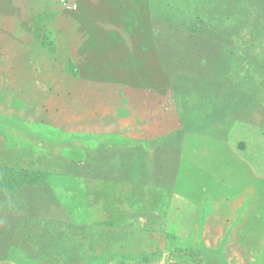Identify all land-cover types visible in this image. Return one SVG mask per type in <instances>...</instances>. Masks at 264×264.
<instances>
[{
    "label": "rangeland",
    "instance_id": "1",
    "mask_svg": "<svg viewBox=\"0 0 264 264\" xmlns=\"http://www.w3.org/2000/svg\"><path fill=\"white\" fill-rule=\"evenodd\" d=\"M72 1L76 11L60 0H0V61L40 69L42 76L31 79L22 71L25 82L53 84L22 86L19 103L6 96L0 104L15 114L7 120L17 126H6L0 138V166L43 170L50 182L38 192L62 191L72 204L73 193H95H84L79 214L61 206L63 213L42 215L38 208L20 212L9 190L0 191V264H94L105 250L167 252V232H176V244L207 238L202 231L210 209L238 215L228 261H252L264 240V80L253 93L243 87L244 73L236 81L241 91L213 75L174 80L165 105L173 110V101L179 124L174 129L166 116L156 128L133 110L145 106L144 99L154 101L146 89L160 96L169 86L140 47L160 13L148 7L150 0ZM233 4L238 7L227 14L251 27L236 19L234 28L251 37L250 51L264 54V27L250 21L264 15L254 10L264 0ZM138 18V28L133 23L129 30ZM215 39L208 50H217ZM62 158L94 160L85 168L92 177L84 184L60 179L55 160ZM31 190L37 189L23 191Z\"/></svg>",
    "mask_w": 264,
    "mask_h": 264
},
{
    "label": "trees",
    "instance_id": "2",
    "mask_svg": "<svg viewBox=\"0 0 264 264\" xmlns=\"http://www.w3.org/2000/svg\"><path fill=\"white\" fill-rule=\"evenodd\" d=\"M233 3L234 0L232 3L229 0H150L148 7L159 12L161 16L148 25L147 41H144L140 47L143 52L157 61L162 76L169 85L164 93L161 91L160 95L165 100L159 104V108L165 109L168 107L165 105L167 99H173V93L169 90L174 80L204 79L213 75V78L227 79L240 90L236 81L244 73L243 76L246 78H243L245 79L243 87L249 93L254 92L257 81L264 80V54L249 50L250 44L247 45V43H250L251 37L239 32L238 25L234 28V21L237 19L247 27L249 25L235 14L228 15L226 12L228 7H232V11L238 7ZM119 6L123 8L125 3L121 2ZM77 7L76 4L75 10L65 9L76 11ZM254 10L264 13V5L260 6L259 10ZM124 16L125 19L133 17L131 14ZM250 21L253 26L259 24L260 27H264V15H257ZM229 26L230 29L227 28ZM128 29L130 30L129 25ZM212 31H215V35ZM44 33L41 35L42 39L46 37ZM214 36L218 43L215 47L217 50H208L207 43ZM230 45L234 48H230ZM199 47L206 48L201 50L198 49ZM224 47L228 49L225 50ZM151 89L153 91V88ZM170 105L174 107L173 110L177 114L178 110L173 101ZM7 119L0 116V133L5 132L6 126L15 125ZM6 121L9 123L6 124ZM46 177L45 172L40 169L0 166V190L16 191L28 186L41 187ZM207 215L202 231L207 238H200L197 244L190 241L176 244L178 236L175 231H172L167 232L166 235L169 245L167 252L155 250L149 253L133 251L123 253L118 250L115 252L105 250L101 253V258L94 259V264H154L161 258L169 264H234L228 261V253L225 249L227 242L232 239V234L237 235V232L232 229V224L238 218L237 213L230 211L220 213L210 209ZM205 241L210 246H206ZM211 241H214L213 244ZM257 250L253 252V260H249L246 264H264V240L261 241ZM92 257L95 258V256Z\"/></svg>",
    "mask_w": 264,
    "mask_h": 264
},
{
    "label": "crops",
    "instance_id": "3",
    "mask_svg": "<svg viewBox=\"0 0 264 264\" xmlns=\"http://www.w3.org/2000/svg\"><path fill=\"white\" fill-rule=\"evenodd\" d=\"M131 26L129 25L130 28H133L132 24L135 23V28H138L137 26L139 25V23H141V20L138 18L135 21H131ZM128 28V27H127ZM5 38V34H3L2 32H0V55L3 56L4 55V42L3 39ZM4 58V57H2ZM22 71L27 72V74L29 75V78L31 79L32 77H36L41 75V73H37L40 71L39 68H21V65H15V64H5L3 61H0V104L4 103L5 97L9 96L10 98H12V102L13 103H19L20 99V95H21V87L22 86H30V85H38V86H51L53 84L48 83L47 80L48 79H34L32 81L29 82H25V79H22ZM49 81V80H48ZM145 93L149 96L152 97L155 96L154 101H149L147 102L145 99L142 102H145L146 105L145 106H141V107H135V109L137 110H133V114L135 116H138V118H142V119H152L155 121L154 124H151L152 126L155 125L156 128H158V124H159V119L161 120L162 118H165L166 116H170L171 118H173V120H175V125H174V129L176 128V126L179 124L178 123V117L175 113L174 110H166L163 109L162 107L159 108V104L161 102L164 101L163 96H159L156 93L146 89ZM147 97V99L151 100L152 98ZM127 106H131L128 102H126V107ZM1 107V106H0ZM12 112H3V110H0V116H4V117H10V118H15L13 115H8ZM17 113H20L19 111H17ZM6 114V115H5ZM19 118V117H18ZM17 118V119H18ZM147 126V125H146ZM5 136V132L0 133V138L3 139V137ZM56 166H58L57 168H59V170L61 171V175L59 178H70L76 181H80L84 184V182H86L87 180L86 178H91L92 176H86V167L89 165H93L95 166V161L94 160H80V159H75V160H71V159H56ZM58 162H60V166L58 165ZM99 161H97V165H99ZM94 173V171H93ZM53 174L48 178L52 179ZM56 177V176H55ZM50 182V181H47ZM45 181V183H47ZM27 187H23L20 190L17 191H8V193L10 194L11 198L17 199L18 203L16 204L15 207L18 206L19 211L23 212L25 211L26 208L28 209H32L35 208L39 211L40 214H54L53 209H55V213L58 214L59 211L61 210V212L63 213V208L61 206H64V210L65 208L69 209L70 206L71 208L75 207L76 208V213L79 214V208H83L84 204L82 203L83 198H84V193H91L94 192L93 190H89L86 192H76L71 194V199L75 198L76 202L69 203L68 202V197H64V192L62 191H46V192H38V189L43 190L42 188H44V186L41 187H32L34 189H37L35 191H30L29 195L27 194V192H24L23 190H25ZM91 189V188H90ZM5 192L4 190H0ZM95 193V192H94ZM92 195V194H91ZM76 196V197H75ZM16 197V198H15ZM13 199V200H14ZM82 199V200H81ZM79 201L81 202V204L79 203ZM16 203V201H14ZM10 229V228H8ZM23 229V228H21ZM51 230V229H50ZM15 231V226H13V228L11 229V232ZM12 238H13V233H11ZM15 236V235H14ZM39 238V237H38ZM11 261V260H10Z\"/></svg>",
    "mask_w": 264,
    "mask_h": 264
},
{
    "label": "built area",
    "instance_id": "4",
    "mask_svg": "<svg viewBox=\"0 0 264 264\" xmlns=\"http://www.w3.org/2000/svg\"><path fill=\"white\" fill-rule=\"evenodd\" d=\"M61 5L69 10H75L76 4L72 0H60Z\"/></svg>",
    "mask_w": 264,
    "mask_h": 264
}]
</instances>
